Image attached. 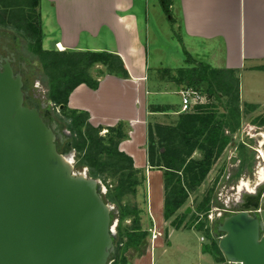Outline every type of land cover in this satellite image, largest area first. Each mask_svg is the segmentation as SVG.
I'll use <instances>...</instances> for the list:
<instances>
[{"label":"trees","instance_id":"1","mask_svg":"<svg viewBox=\"0 0 264 264\" xmlns=\"http://www.w3.org/2000/svg\"><path fill=\"white\" fill-rule=\"evenodd\" d=\"M4 1L0 0V26L25 30L33 41L28 50L32 58H38L43 64L41 79L49 89V101L55 106L63 105L64 117L60 121L62 127L70 132L67 145L77 151L76 166L88 167L89 175L94 178L112 180L107 193L103 194L106 201L116 205L117 211L113 216L119 219L116 252L111 260L112 264H129L127 251L140 246L148 235L141 223V210L136 203L129 201V197L137 195L139 186L145 182L146 172L135 167L133 158L119 148L120 143L128 138L125 122L107 128L106 135H101L104 128L90 122L88 111L69 107L70 95L77 86L99 87V76L94 77L91 73L93 67L102 65L107 73L124 78H128L129 73L120 56L108 51L44 49L41 25L29 21L26 15V10L34 12L38 0H31L30 5L25 0L19 3L11 0L7 5ZM171 1L163 0L167 14L171 12ZM104 72L99 70V75ZM166 73L172 72L166 69ZM171 78L185 88L205 93L212 100L195 106L191 112L178 113L170 124L148 126V162L153 169L163 173L164 217L168 220L173 218L172 225L180 229L187 214H178L179 210L203 185L213 166L232 143L234 133L242 125L243 111L253 112L258 105L245 103L242 108L240 79L235 71L214 68L189 54L186 66L177 68ZM34 101L41 105L36 99ZM149 108L153 112L169 111L165 105H151ZM256 123L263 125L264 118ZM239 148L245 160L247 148L244 144ZM214 190V186L209 188L199 200L197 212L208 213ZM129 219L132 225L125 224ZM197 228L207 237L213 235L212 230L204 228L203 222ZM203 253L211 254L220 264H227L216 241L205 244Z\"/></svg>","mask_w":264,"mask_h":264},{"label":"crops","instance_id":"2","mask_svg":"<svg viewBox=\"0 0 264 264\" xmlns=\"http://www.w3.org/2000/svg\"><path fill=\"white\" fill-rule=\"evenodd\" d=\"M8 1H4L6 5ZM25 1L27 5L32 2ZM159 1L163 7V0ZM48 2L52 6V16L48 14L47 24L50 18H54L56 33L48 31L45 38L42 31L43 46L44 39H48L54 41L55 49L60 44L62 50L108 51L122 59L128 78L105 71L98 77L97 89L80 84L71 93L69 104L72 108L88 111L90 122L105 130L125 122L128 138L120 143L119 148L133 158L135 167L151 175L155 169L148 162V126L170 124L176 119L182 97L179 103H174L167 95L170 89H174L171 92L181 96L180 92L185 87L172 88L171 74L164 73L167 77L158 78L157 91L151 88L146 38L152 30L150 0ZM40 9L38 0L33 12L37 21L38 17H44ZM170 11V33L183 48L185 59L189 54L214 68L235 71L240 79L242 108L245 103H251L264 109V0H172ZM166 69L169 68L163 70ZM169 70L175 73L177 69ZM255 82L260 83L252 85ZM161 87L165 90L159 89ZM244 90L247 91V99ZM113 92L117 95L115 104L111 103ZM151 105H165L169 111L153 112L149 108ZM258 136L262 138L259 134L252 138ZM156 172L163 177L161 170Z\"/></svg>","mask_w":264,"mask_h":264},{"label":"water","instance_id":"3","mask_svg":"<svg viewBox=\"0 0 264 264\" xmlns=\"http://www.w3.org/2000/svg\"><path fill=\"white\" fill-rule=\"evenodd\" d=\"M15 60L0 56V264H110L113 207L99 179L74 171L57 123L25 103ZM263 226L264 212L222 218L218 245L228 264H264Z\"/></svg>","mask_w":264,"mask_h":264},{"label":"rangeland","instance_id":"4","mask_svg":"<svg viewBox=\"0 0 264 264\" xmlns=\"http://www.w3.org/2000/svg\"><path fill=\"white\" fill-rule=\"evenodd\" d=\"M21 1L22 0H17L18 3ZM40 8L44 16L43 19L38 17L39 21H37V17L31 10V12H27L26 10L27 17L29 21L43 26V35L47 38L48 31H51L52 34L56 33L54 18H50L51 21L47 24L48 14L52 16V6L48 0H40ZM149 8L152 30H149L148 35L145 31L144 36L146 37L147 35L146 38L149 46V62L151 68L148 74L150 76V85L153 90L157 91L156 83L159 80L158 78L160 76L165 77L164 73L166 70L164 71L163 69L184 67L186 66V59L183 55V48L180 46L177 38L171 36L172 24L169 19L170 14L167 15L159 0H150ZM177 16L178 14L175 15V17ZM0 32L8 36L10 35L13 40L19 39L17 44L15 42L12 44V49L16 52L19 59H24L27 62V67L30 70V91L34 95L36 101H39L41 104L43 111H45V108L51 111L52 120L57 123L59 132L65 136H69L70 132L62 127V122L60 121V118L64 117L62 113L63 107L55 106L54 103L49 101V89L41 79L43 64L38 58H32L28 50V46L30 47L33 41L27 37L25 30H18L12 26H0ZM55 46L56 44L54 41L51 42V40L44 39L43 48L55 49ZM159 67H162V69L159 70ZM99 70L106 71L102 65H97L92 68V75L94 77H100L105 73L99 75ZM171 74H176V72ZM170 79L174 81L173 78ZM247 79L248 78H245V80ZM173 81L170 83L172 88L181 86ZM259 83L260 82H255L252 83V85H258ZM159 89L162 91L165 90L162 87ZM172 90L174 89H170V93L167 95L168 99L174 103H179L181 101V96L173 94L171 92ZM244 93L247 99V91L244 90ZM202 94L206 98V103L212 102L205 93ZM112 96L113 99L111 103L115 104L117 99L116 92H113ZM69 107L72 108L70 104ZM246 112L243 111L242 125L240 129L234 133L232 143L226 148L213 166L203 185L191 194L186 204L179 210L178 214L183 212L186 213L188 207L192 208L190 213H186L187 218L180 229H176L172 225L173 218L168 220L164 217V187L162 185V175L158 174L156 170H153L149 176L146 173V180L142 186H139V192L135 196H130L129 201L131 203H136L141 210V223L143 228L148 231V235L140 246L131 247L127 251L126 257L129 264H220L211 254L203 253V246L213 241L218 242V236L220 234L217 231V225L222 219H216V216L210 219L209 215L213 210L216 211V209H219L217 212L221 214L223 210L229 211L233 207H237L241 204L243 196L249 195L250 192L256 191L259 186L264 184V182H262L264 178L259 179L260 174L258 173V169L261 168L264 163V155H262L264 154V143L261 144L263 138L259 139V136L257 138H252V136L256 134L264 133V124L261 125L260 123H256L259 119L262 120L264 118V109H259L258 107L253 112ZM104 130L105 129L101 131V135H106L108 130L106 129V132H104ZM241 144H244L247 148L245 160L242 159L243 156L239 148ZM69 150H71V154L68 156L72 159L74 171L77 173H87L89 175L88 167L79 168L76 166L77 151L72 148H69ZM260 150L262 151L260 152ZM258 151L261 154V158L258 157ZM197 155L199 154H196V156ZM240 157L243 160L241 165H239ZM233 159H236V161L234 162ZM97 179L100 180V189L102 193L106 194L109 183H112V180L108 179L104 181L102 178ZM213 186L215 190L211 200V208L208 213L197 212V203L204 197L209 188ZM109 203L113 207L114 215L117 211V207L114 203ZM217 212L215 214H217ZM113 215L112 229L115 239L118 233L119 219L118 217L114 218ZM201 222L204 223L205 229L209 228L210 231L212 230L213 235L211 237H207L204 231L197 228ZM125 224L132 225L131 219L125 221ZM185 224L187 225L185 226ZM206 225L208 226L207 228L205 227ZM154 229H159L162 233V235L158 236L155 240V248L151 242L154 238ZM202 235L206 236L204 241L200 240ZM110 264H112V261Z\"/></svg>","mask_w":264,"mask_h":264},{"label":"flooded vegetation","instance_id":"5","mask_svg":"<svg viewBox=\"0 0 264 264\" xmlns=\"http://www.w3.org/2000/svg\"><path fill=\"white\" fill-rule=\"evenodd\" d=\"M14 42L17 44V42H19V39L13 40L10 37V35L8 36L7 34H3L2 32H0V56L7 57L11 52H13L15 54L16 60L13 62V68H14L16 73H20L23 76L25 103L29 106L37 107L40 110V112L42 113V115L44 116L46 122L50 126L54 127L56 122H54L52 120V115L50 114V111H48L49 109L46 110L47 108H45L44 110H46V111H43L42 106L41 105L39 106L38 103H36L34 101L35 97L32 94V92L30 91V80H29L30 79V76H29L30 70L27 67L26 60L21 59V58L19 59L16 52L12 49V44ZM5 47H6V49H5ZM55 130L58 131V142H59L60 148L65 149L67 147V144H68L67 143V136L60 133L59 128L57 126L55 127ZM258 155H259V158H261V154L259 153V151H258ZM262 155H264V154H262ZM242 159L240 157V159H239L240 164L239 165H241V163L243 162ZM233 161L235 162L236 159H233ZM262 165H264V163ZM262 182H264V180ZM263 199H264V184L262 186H259L256 191H252L249 193V195L243 196V198L241 199V204H239L237 207H233L229 211L223 210L221 214H220V212H217L216 219L217 218L222 219L228 215H232V214H234L238 211H241V210H247L248 212H250L251 215L256 216V217L261 219V214L264 212ZM261 234L262 235L264 234V226L261 228Z\"/></svg>","mask_w":264,"mask_h":264},{"label":"built area","instance_id":"6","mask_svg":"<svg viewBox=\"0 0 264 264\" xmlns=\"http://www.w3.org/2000/svg\"><path fill=\"white\" fill-rule=\"evenodd\" d=\"M60 44H57V48L59 50H62L61 47H59ZM182 101H181V108L179 113H187L191 112L194 110L195 106L200 105V104H205L206 103V98L205 96L200 92L192 88H186L181 90L180 92ZM106 132V130H104ZM219 211V209H216V211H212L211 214L209 215L210 219H213L214 216H216V212ZM206 228L208 227L207 225L205 226ZM157 228V226H156ZM162 233L158 229L153 230V236L154 238L151 240L153 247L155 248V240L158 238V236H161ZM206 239V236L202 235L200 240L204 241Z\"/></svg>","mask_w":264,"mask_h":264},{"label":"bare ground","instance_id":"7","mask_svg":"<svg viewBox=\"0 0 264 264\" xmlns=\"http://www.w3.org/2000/svg\"><path fill=\"white\" fill-rule=\"evenodd\" d=\"M59 47H60V45H59ZM260 136H262V138H263V140L261 141V144H263L264 143V133L263 134H260ZM262 150H260V152H261ZM263 153V152H262ZM259 170V174H260V176H259V179H262L263 177H264V165H262V167L261 168H259L258 169Z\"/></svg>","mask_w":264,"mask_h":264}]
</instances>
